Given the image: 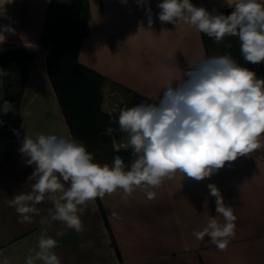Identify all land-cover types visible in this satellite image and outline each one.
Segmentation results:
<instances>
[{"label": "crops", "instance_id": "0c3cea01", "mask_svg": "<svg viewBox=\"0 0 264 264\" xmlns=\"http://www.w3.org/2000/svg\"><path fill=\"white\" fill-rule=\"evenodd\" d=\"M57 1L0 0V52L35 50L28 82L14 105L20 118L19 136L12 141L0 137V264L4 260L25 264L29 251L37 249L40 220L52 207L46 200L37 205L40 215L32 223H20L15 208L9 206L14 195L29 192L34 182L29 181L34 167L19 151L25 134L73 138L49 80V47L40 43L50 8ZM161 2L145 0V6H139L136 0H89V33L81 43L79 60L103 75L104 86L119 92L127 107L134 95L158 103L169 81L175 86L186 79V70L211 56L230 54L264 78V63L243 60L238 37L216 43L187 25L161 23ZM191 2L225 15L233 11L226 0ZM4 26L14 31H4ZM3 81L0 77V104L6 99ZM208 184L220 190L237 217L235 236L224 251L207 236L197 240L193 235L203 230L209 215H216ZM152 191L151 200L141 188L126 199L121 190L97 198L81 216L80 232L58 221L44 225L57 241L61 264H264V145L227 162L210 178L197 181L177 173ZM217 218L223 223L222 217Z\"/></svg>", "mask_w": 264, "mask_h": 264}, {"label": "clouds", "instance_id": "9594fccd", "mask_svg": "<svg viewBox=\"0 0 264 264\" xmlns=\"http://www.w3.org/2000/svg\"><path fill=\"white\" fill-rule=\"evenodd\" d=\"M136 2L145 6V0ZM226 3L233 9L229 15L197 7L191 0H162L158 18L161 23L194 28L216 43L225 37H238L243 60L264 63V0ZM146 14L151 28L150 6ZM4 31L14 30L4 26ZM7 75L0 69V77ZM183 77L186 79L181 78L175 86L168 82L158 103L120 109L119 130L126 134L127 146L135 156L130 167L126 168L119 155L111 165L95 162L86 145L71 137L25 134L19 151L34 167L29 177L34 182L29 192L14 195L9 206L15 208L20 223H32L33 217L40 215L37 205L46 200L52 204L40 220L37 249L29 251L25 264H61L55 251L57 241L43 226L58 221L68 229L82 231L81 216L97 198L121 190L126 199L141 188L151 200L155 196L152 189L177 173L201 181L227 162L264 145V78L241 66L230 54L203 58ZM14 111L15 106L7 99L0 104V113ZM207 187L215 197L216 215H209L203 230L193 235L197 240L207 236L224 251L235 236L237 217L220 190L214 184ZM217 217H222L223 223Z\"/></svg>", "mask_w": 264, "mask_h": 264}, {"label": "trees", "instance_id": "16d2710c", "mask_svg": "<svg viewBox=\"0 0 264 264\" xmlns=\"http://www.w3.org/2000/svg\"><path fill=\"white\" fill-rule=\"evenodd\" d=\"M89 0H62L52 4L49 20L40 43L49 47L47 67L49 80L58 97L64 116L74 139L84 143L94 161L111 165L119 155L130 167L134 155L130 152H113L105 134L110 123L102 108L105 78L79 60L80 47L89 33ZM35 50L32 48L0 52L6 99L13 105L21 97L28 82ZM140 103H156L134 95L128 107ZM5 124L20 126L14 112L4 115Z\"/></svg>", "mask_w": 264, "mask_h": 264}, {"label": "built area", "instance_id": "2783aa9c", "mask_svg": "<svg viewBox=\"0 0 264 264\" xmlns=\"http://www.w3.org/2000/svg\"><path fill=\"white\" fill-rule=\"evenodd\" d=\"M102 108L109 116L110 123L105 130L106 136L110 139L113 152H130V147L127 146L126 134L120 132L118 126V115L121 108H126L127 103L125 98L117 91L103 87ZM3 113H0V137H6L9 141L16 139L19 136V127L9 123L5 124ZM111 129V131H109ZM135 157V156H134Z\"/></svg>", "mask_w": 264, "mask_h": 264}, {"label": "rangeland", "instance_id": "374dc122", "mask_svg": "<svg viewBox=\"0 0 264 264\" xmlns=\"http://www.w3.org/2000/svg\"><path fill=\"white\" fill-rule=\"evenodd\" d=\"M134 159H135V157H134ZM134 159H133V160H134ZM111 163H112V162H111Z\"/></svg>", "mask_w": 264, "mask_h": 264}]
</instances>
